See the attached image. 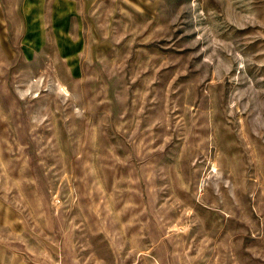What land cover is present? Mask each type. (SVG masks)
I'll list each match as a JSON object with an SVG mask.
<instances>
[{"label":"rangeland","instance_id":"374dc122","mask_svg":"<svg viewBox=\"0 0 264 264\" xmlns=\"http://www.w3.org/2000/svg\"><path fill=\"white\" fill-rule=\"evenodd\" d=\"M0 264H264V0H0Z\"/></svg>","mask_w":264,"mask_h":264}]
</instances>
